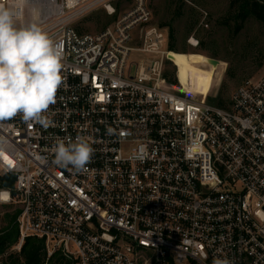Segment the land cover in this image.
<instances>
[{"label": "built area", "instance_id": "2783aa9c", "mask_svg": "<svg viewBox=\"0 0 264 264\" xmlns=\"http://www.w3.org/2000/svg\"><path fill=\"white\" fill-rule=\"evenodd\" d=\"M113 1L21 6V21L38 17L60 47L63 84L47 128L0 121V176L14 178L0 204L18 206L11 250L36 238L44 264L57 253L69 264H264V74L226 109L176 94L164 78L168 37L146 0L97 34L78 32L98 8L113 16ZM78 135L91 162L56 165V141Z\"/></svg>", "mask_w": 264, "mask_h": 264}, {"label": "rangeland", "instance_id": "374dc122", "mask_svg": "<svg viewBox=\"0 0 264 264\" xmlns=\"http://www.w3.org/2000/svg\"><path fill=\"white\" fill-rule=\"evenodd\" d=\"M146 2L152 14L151 24L167 35L168 45L170 33L173 36L177 52H169L164 78L174 93L226 109L238 86L264 74V27L254 19L237 23L227 0ZM112 5L113 16L98 8L82 17L76 25L78 32H101L129 11L134 0H114ZM203 22L208 24L207 28ZM191 38L200 45L193 47L189 43ZM17 210L14 204H0V231L7 227ZM12 253L16 252L10 250L0 257V264Z\"/></svg>", "mask_w": 264, "mask_h": 264}, {"label": "clouds", "instance_id": "9594fccd", "mask_svg": "<svg viewBox=\"0 0 264 264\" xmlns=\"http://www.w3.org/2000/svg\"><path fill=\"white\" fill-rule=\"evenodd\" d=\"M25 0L0 2V121L20 115L23 121H36L47 128L43 114L56 103L63 84V53L35 15L21 21ZM54 163L82 171L94 155V149L83 136L57 140L53 148ZM2 154V150H0ZM213 264H232L227 258Z\"/></svg>", "mask_w": 264, "mask_h": 264}, {"label": "trees", "instance_id": "16d2710c", "mask_svg": "<svg viewBox=\"0 0 264 264\" xmlns=\"http://www.w3.org/2000/svg\"><path fill=\"white\" fill-rule=\"evenodd\" d=\"M227 1L229 10L234 12L233 19L237 23L243 24L248 19H254L264 27V0ZM169 39L171 42L173 41V36L171 33L169 35ZM171 42L168 45L169 52H177L174 50V41L172 43ZM198 45H200V43H198ZM220 106L221 105L218 107ZM13 183V177L0 176V188H11ZM17 213L18 212L16 211L13 214L7 227L0 231V257L7 255V253L18 241V231L13 225ZM44 256V242L36 238H27L21 247L20 253L9 254L1 264H44ZM49 264H69V261L57 253L53 256Z\"/></svg>", "mask_w": 264, "mask_h": 264}, {"label": "snow or ice", "instance_id": "6c2138e0", "mask_svg": "<svg viewBox=\"0 0 264 264\" xmlns=\"http://www.w3.org/2000/svg\"><path fill=\"white\" fill-rule=\"evenodd\" d=\"M5 160H7V157H5ZM7 163L11 166V164H12V161H10V160H7Z\"/></svg>", "mask_w": 264, "mask_h": 264}, {"label": "water", "instance_id": "95a60500", "mask_svg": "<svg viewBox=\"0 0 264 264\" xmlns=\"http://www.w3.org/2000/svg\"><path fill=\"white\" fill-rule=\"evenodd\" d=\"M210 62H211L212 64H214V65L216 64V62H215V61H210Z\"/></svg>", "mask_w": 264, "mask_h": 264}, {"label": "bare ground", "instance_id": "6f19581e", "mask_svg": "<svg viewBox=\"0 0 264 264\" xmlns=\"http://www.w3.org/2000/svg\"><path fill=\"white\" fill-rule=\"evenodd\" d=\"M38 16V15H37Z\"/></svg>", "mask_w": 264, "mask_h": 264}]
</instances>
